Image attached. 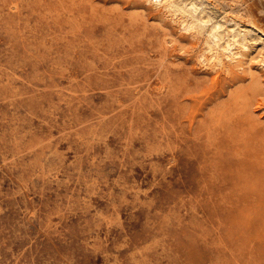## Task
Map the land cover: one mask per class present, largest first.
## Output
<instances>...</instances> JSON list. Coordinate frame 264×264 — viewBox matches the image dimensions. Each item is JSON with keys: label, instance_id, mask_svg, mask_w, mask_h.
<instances>
[{"label": "rangeland", "instance_id": "1", "mask_svg": "<svg viewBox=\"0 0 264 264\" xmlns=\"http://www.w3.org/2000/svg\"><path fill=\"white\" fill-rule=\"evenodd\" d=\"M261 32L264 0H0V264H264Z\"/></svg>", "mask_w": 264, "mask_h": 264}, {"label": "bare ground", "instance_id": "2", "mask_svg": "<svg viewBox=\"0 0 264 264\" xmlns=\"http://www.w3.org/2000/svg\"><path fill=\"white\" fill-rule=\"evenodd\" d=\"M156 1V0H155ZM158 2V1H157ZM179 2V1H178ZM153 3V2H152ZM159 3V2H158ZM161 3V2H160ZM167 3V2H166ZM170 4H171V2H170ZM196 4V3H195ZM177 6H178V4H176ZM206 5V4H205ZM171 6V5H170ZM184 6V5H183ZM188 6V5H187ZM204 6V5H203ZM175 7V6H174ZM190 7V6H189ZM191 7H193L192 5H191ZM181 8V7H180ZM196 8V7H195ZM178 9V8H177ZM185 9V8H184ZM192 9V8H191ZM188 10V9H187ZM195 11V10H194ZM174 12V11H173ZM185 12V11H184ZM176 13V12H175ZM180 13V12H179ZM193 14V13H192ZM203 14V13H202ZM221 14V13H220ZM223 14V13H222ZM221 14V15H222ZM189 15V14H188ZM194 15V14H193ZM204 15H206V14H204ZM179 16V15H178ZM219 16V15H218ZM190 17V16H189ZM199 17V16H198ZM208 18H209V16H208ZM196 19V18H195ZM195 19H194V21H195ZM202 19V18H201ZM204 19V18H203ZM207 19V18H206ZM213 19V18H212ZM187 20V19H186ZM210 19H208V21H209ZM214 20V19H213ZM199 21V20H198ZM183 22V21H182ZM197 22V21H196ZM202 22H203V20H202ZM198 23V22H197ZM193 24V23H192ZM211 24H212V22H211ZM210 24V25H211ZM182 25V24H181ZM194 25H196V24H194ZM219 25H221V24H219ZM224 25V24H223ZM239 25V24H238ZM199 26V25H198ZM195 27V26H194ZM217 27L218 26H215L214 27V29H217ZM198 28V27H197ZM202 28V27H201ZM208 28V27H207ZM220 28V27H219ZM218 28V29H219ZM235 28V27H234ZM191 29V28H190ZM229 29H230V27H229ZM228 29V30H229ZM193 30V29H192ZM205 30V29H204ZM223 30V29H222ZM199 31H200V29H199ZM210 31V30H209ZM241 31V30H240ZM243 31V30H242ZM252 31V30H251ZM190 32V31H189ZM192 32V31H191ZM197 32V31H196ZM204 32V31H203ZM246 32V31H245ZM229 33V32H228ZM197 34V33H196ZM198 34H199V32H198ZM197 34V35H198ZM205 34V33H204ZM227 34V33H226ZM226 34H225V36H226ZM235 34V33H234ZM234 34H232L233 35V38H234V41H233V39H232V42H231V40L229 39V40H225L223 37H222V35H220V33H219V31L217 30V31H215V32H213L212 33V36H211V38H212V43L214 42L215 43V45L216 46H218L220 49H224L225 51H228V52H230L231 54L234 52V48H236V46L237 47H239V46H241V47H243V48H248V45H247V43H246V41L245 40H238V39H236L235 37V35ZM260 37H261V39H262V43H261V49H262V51H263V55H264V32H261L260 33ZM200 36V35H199ZM228 36H230L229 34H228ZM251 36V35H250ZM201 37V36H200ZM227 37V36H226ZM209 38V37H208ZM229 38V37H228ZM202 39V38H201ZM259 39V38H258ZM209 40V39H208ZM254 42V41H253ZM261 42V41H260ZM257 43V42H256ZM200 44V43H199ZM204 44V43H203ZM250 44V43H249ZM204 46V45H203ZM214 46V45H213ZM250 46V45H249ZM253 46V45H252ZM255 47H256V45H255ZM213 48V47H212ZM242 48V49H243ZM251 48H253V47H251ZM200 49V48H199ZM204 49V48H203ZM241 49V50H242ZM217 50V49H216ZM250 50V49H249ZM208 51V50H207ZM239 51V50H238ZM210 52H211V50H210ZM227 52V53H228ZM250 52V51H249ZM205 53V52H204ZM203 53V54H204ZM208 53V52H207ZM214 53V52H213ZM236 53V52H235ZM234 53V54H235ZM240 53V52H239ZM244 53V52H243ZM251 54V53H250ZM254 54V53H253ZM211 55V54H210ZM237 55V54H236ZM206 56V55H205ZM204 56V57H205ZM222 56V55H221ZM203 57V58H204ZM217 57V56H216ZM231 57H232V55H231ZM207 58V57H206ZM216 59V58H215ZM222 60V59H221ZM223 60H226V59H223ZM232 59H230V61H231ZM219 61V60H218ZM227 61H228V59H227ZM264 61V60H263ZM222 64V63H221ZM218 65V64H217ZM264 65V64H263ZM211 66V65H210ZM214 66V65H213ZM221 66V65H220ZM226 66V65H225ZM219 67V66H218ZM262 67V66H261ZM216 68V67H215ZM215 71V70H214ZM219 72V71H218ZM223 72V71H222ZM258 72V71H257ZM214 82V81H213Z\"/></svg>", "mask_w": 264, "mask_h": 264}]
</instances>
